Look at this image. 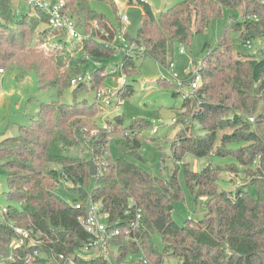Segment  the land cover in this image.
Wrapping results in <instances>:
<instances>
[{
	"label": "trees",
	"instance_id": "1",
	"mask_svg": "<svg viewBox=\"0 0 264 264\" xmlns=\"http://www.w3.org/2000/svg\"><path fill=\"white\" fill-rule=\"evenodd\" d=\"M91 1L65 0V6L80 30L92 31V37L77 41L48 25L41 31L42 38L55 35V42L62 44L55 62L27 52L28 36L35 33L39 24L48 22L43 11H38L39 17L24 15L6 33L0 22V43L8 42L30 58L25 66L36 74L40 89L56 88L61 95L72 86L73 77L86 71L89 60L117 54L113 43L120 28L94 9ZM103 1L111 3L117 11L114 0ZM137 3L144 9L137 38H128L126 32L125 35L144 47L142 54L132 56L123 52V60L113 73L106 72L105 66L90 70L91 79L74 87L72 103L41 102L37 116L29 124L20 125L17 135H0V163L7 169L9 179L7 222L0 224V256L6 253L14 236L9 221L42 231L48 246L57 253L72 255L92 242L91 235L79 222V217L87 213L89 200L101 203L112 226L116 223L125 226L131 219L125 212L129 200L134 198L142 209L143 226L137 231L140 244L125 243L122 236L118 237L115 243L122 255L143 250L149 264H164L170 257L178 258L180 264H264V58L240 52L237 55L232 38L233 32L246 44L264 38V0H183L160 13H155L148 1ZM225 9L242 20L233 17L232 27L215 44L205 45L201 58L202 84L193 98L183 99L177 112V122L182 123V128L172 143V155L178 164L168 177L155 176L128 160V156L140 157L138 129L125 127L122 118L109 128L98 126L100 107L96 92L109 81L136 73L143 57L153 58L163 66L173 63L176 46L190 44L194 35L203 32L212 18L223 16ZM9 10L10 0H0L1 19H9ZM63 37L77 42L72 51ZM18 75L21 77L22 73ZM88 83L95 92L93 102L77 98L84 89L89 91ZM159 83L168 86L162 79ZM133 92V86L126 80L119 97L123 100ZM249 117H254V122ZM195 122L200 125L199 132H193ZM93 130H98V136L91 135ZM126 131L130 133L124 135ZM110 136L116 138L114 145L119 155L101 162L96 176H92L91 160L70 151L90 137L93 154L105 155L110 148L107 141ZM187 153L197 158L212 154L230 157L232 161L225 165L210 163L200 171L184 164L191 192L197 199L209 200L203 220L189 219L180 225L173 219V212L183 198L178 169ZM50 163L57 166L49 167ZM228 171L257 175L252 182L257 186V197H252L246 187H238L233 194L220 191L218 182ZM58 186L71 190L73 203L81 202L82 208L61 199L55 193ZM156 231L161 233L164 243L162 253L152 242V233ZM31 251L24 248L17 261L5 264H32L23 259ZM45 261L48 260L41 257L35 262ZM76 262L105 264L101 258H77Z\"/></svg>",
	"mask_w": 264,
	"mask_h": 264
},
{
	"label": "rangeland",
	"instance_id": "2",
	"mask_svg": "<svg viewBox=\"0 0 264 264\" xmlns=\"http://www.w3.org/2000/svg\"><path fill=\"white\" fill-rule=\"evenodd\" d=\"M132 1L133 3L130 4L128 0H114L118 7L117 11H114L112 4L107 1L92 0L91 4L94 9L104 14L117 27L124 28L128 38L136 39L144 9L142 4L137 3L140 0ZM144 1L149 2L155 13H160L183 0ZM38 11L22 0H10L9 19L0 18V22L4 24L2 31L6 33L9 26H16L17 21L24 15L37 16ZM125 12L128 14L129 22L123 25L120 14ZM223 13L221 17L212 18L203 32L194 35L190 44L176 46L172 59L174 63L172 69L169 63L163 66L153 58L143 57L140 60V67L136 73L131 76L127 75L126 77L120 76L115 81L112 80L104 84L103 88H117L125 78L133 86V94L123 100L117 99L120 101L119 106L116 107V104L108 106L96 97L100 107V113L96 118L98 126L109 128L114 125L115 119L120 117L123 119L122 123L125 127L130 128V126H133L135 129H138L139 131L137 130V132L140 133L141 137V146L138 149L140 157L128 156V160L136 162L143 169L153 173L155 176L168 177L173 166L178 164L174 162L175 159L173 160L172 143L182 128V123L177 122V112L184 100L182 94L179 93L178 87L175 85L188 79L190 82L189 71L192 62L201 60L205 45L215 44L226 29L232 27L231 22L232 24L235 23L233 17L242 20L230 9H225ZM120 23L122 24L120 25ZM45 28H48V26L42 22L36 28L35 33L28 36L30 37V41L29 44L28 42L26 44L28 47L27 52L38 54L46 60L52 58L55 62L62 44L55 42V35L48 34L45 38H42L40 33ZM81 31L84 35L92 37V31L87 32L82 29ZM232 38L237 55L240 52L242 55H253L257 58H264V38L253 39L251 46L243 43L237 32L232 33ZM63 40L68 41L69 39L66 37ZM68 43V49L71 51L77 44L76 41H68ZM0 45V135H17L20 125L29 124L31 118L37 116L41 102L56 100H60L62 103L73 102V90L75 86L67 88L61 95H59L56 88L40 89L36 74L28 71V67L25 66V63L30 61V58L24 52L13 48L8 42L0 43ZM181 47H184L185 53L180 52ZM122 60L123 52L117 51L116 55L107 59L92 58V60H89V64L85 70L90 71L105 66L106 72L113 73ZM20 72L22 73L21 77L18 75ZM161 79L162 81H166L168 86L160 85L159 80ZM90 88L91 84L88 83L87 89L89 91L84 89L77 94V98L87 99L90 102L95 101V92ZM175 90L178 92L176 95H174ZM189 97L193 98L194 93H190ZM174 118L176 121L173 123ZM199 127V123L195 122L193 132H199ZM155 128L156 130L154 131ZM126 132H124V135H127ZM98 133V130L91 131V135L98 136ZM115 140L116 138L112 136L107 139L110 148L108 147L109 149L105 155L99 157L93 154L94 147L90 137L77 147H74L70 153L93 161L96 165V170H98L101 162L105 161L106 163L108 157H117L119 155L115 147ZM230 161H232L230 157H219L213 154L202 158H197L190 153L184 155L183 162L179 163L180 168L178 169V178L182 186L183 198L176 203L173 212V219L177 223L183 225L189 219H192L194 222L201 221L208 211L207 202L209 199L205 197L197 199L188 187L185 179L184 164L189 163L193 170L200 171L210 163L225 165ZM51 166H57V164L50 163L49 167ZM254 167L256 168L257 166ZM256 176L251 173L236 174L229 171L224 172L218 182V186L220 191H226L228 194L235 193L238 187H246L252 197H257V186L252 184ZM8 185V171L0 163V218L2 217L1 209L9 204L6 195ZM55 193L67 203H73L74 194L71 190L58 186L55 188ZM152 242L157 250L162 253L164 243L159 231L152 233ZM80 255L85 259L93 257V253L90 252L81 251ZM32 264L50 263L45 261V263L33 262ZM164 264H180V260L176 257H170L165 259Z\"/></svg>",
	"mask_w": 264,
	"mask_h": 264
},
{
	"label": "built area",
	"instance_id": "3",
	"mask_svg": "<svg viewBox=\"0 0 264 264\" xmlns=\"http://www.w3.org/2000/svg\"><path fill=\"white\" fill-rule=\"evenodd\" d=\"M32 6L33 8L43 11L48 16L47 25L53 29L62 30L67 33L69 38L75 40H82L84 38H90V36L84 35L78 27L75 19L66 10L65 0H22ZM121 20L123 25L129 22L128 14L121 13ZM97 26V25H96ZM248 45L251 46V41H248ZM113 46L119 51L126 54L135 56L144 52V47L139 45L135 41H130L125 35V29L120 28L115 37ZM181 53H185L184 47L180 49ZM174 67V63L170 64V68ZM202 60L192 62L190 67V82L189 79L181 81L177 87L179 93L182 94L183 99L190 96V93H194L202 84ZM92 77L91 71H85L84 73L72 78L71 85L77 86L83 82L89 81ZM126 83L124 78L117 88L105 87L100 88L96 92V97L110 106L116 104L120 105L119 90ZM251 122H254V117H249ZM176 119H173V123ZM156 128L154 129V131ZM128 134V132H126ZM72 206L80 209L82 203H72ZM8 206H4L1 209L2 217L0 218V224L7 222L6 214L8 213ZM126 215H131L130 221L125 226H119L110 224V215L108 212L102 210L101 203L88 201L87 213L79 217L80 225L91 235L92 242L86 245L82 250L75 252L72 255L65 253H57L52 247L48 246L46 242L45 234L40 230L26 229L15 225L12 221H9V225L13 228L14 236L8 244L7 251L4 255L0 256V264L7 262H15L18 260L20 250L24 248L32 249L31 253L24 256V260L27 263H33L37 258H45L50 264H77V258H83L80 252L93 253L91 259L101 258L105 264H149L148 258L145 256L143 250L139 253L129 254L124 256L120 253L118 244L115 240L122 236L125 243L134 242L140 244V239L137 236V231L142 228V209L138 206L137 201L131 198L126 209ZM116 226V227H115ZM110 247L113 248L110 251ZM46 249V250H43ZM21 257V256H20ZM23 257V256H22ZM90 260V259H87Z\"/></svg>",
	"mask_w": 264,
	"mask_h": 264
},
{
	"label": "water",
	"instance_id": "4",
	"mask_svg": "<svg viewBox=\"0 0 264 264\" xmlns=\"http://www.w3.org/2000/svg\"><path fill=\"white\" fill-rule=\"evenodd\" d=\"M120 117H117L115 120H117V119H119ZM95 164H94V162L93 161H91L90 162V169H91V175L92 176H96V174H97V170H96V168H95Z\"/></svg>",
	"mask_w": 264,
	"mask_h": 264
}]
</instances>
